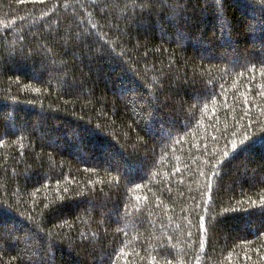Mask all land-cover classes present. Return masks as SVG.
<instances>
[{
	"label": "trees",
	"instance_id": "trees-1",
	"mask_svg": "<svg viewBox=\"0 0 264 264\" xmlns=\"http://www.w3.org/2000/svg\"><path fill=\"white\" fill-rule=\"evenodd\" d=\"M0 264H264V0H0Z\"/></svg>",
	"mask_w": 264,
	"mask_h": 264
},
{
	"label": "snow or ice",
	"instance_id": "snow-or-ice-1",
	"mask_svg": "<svg viewBox=\"0 0 264 264\" xmlns=\"http://www.w3.org/2000/svg\"><path fill=\"white\" fill-rule=\"evenodd\" d=\"M148 3L151 4L152 0H148ZM217 4H219V0H217Z\"/></svg>",
	"mask_w": 264,
	"mask_h": 264
}]
</instances>
